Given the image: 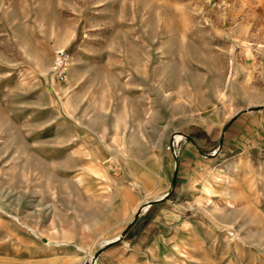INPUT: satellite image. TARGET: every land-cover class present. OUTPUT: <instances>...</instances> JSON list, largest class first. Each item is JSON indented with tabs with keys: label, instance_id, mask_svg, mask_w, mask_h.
Wrapping results in <instances>:
<instances>
[{
	"label": "rangeland",
	"instance_id": "374dc122",
	"mask_svg": "<svg viewBox=\"0 0 264 264\" xmlns=\"http://www.w3.org/2000/svg\"><path fill=\"white\" fill-rule=\"evenodd\" d=\"M0 264H264V0H0Z\"/></svg>",
	"mask_w": 264,
	"mask_h": 264
},
{
	"label": "built area",
	"instance_id": "2783aa9c",
	"mask_svg": "<svg viewBox=\"0 0 264 264\" xmlns=\"http://www.w3.org/2000/svg\"><path fill=\"white\" fill-rule=\"evenodd\" d=\"M70 65L69 54L62 49L55 51V58L50 70L51 77L58 83H65L68 77V70Z\"/></svg>",
	"mask_w": 264,
	"mask_h": 264
},
{
	"label": "bare ground",
	"instance_id": "6f19581e",
	"mask_svg": "<svg viewBox=\"0 0 264 264\" xmlns=\"http://www.w3.org/2000/svg\"><path fill=\"white\" fill-rule=\"evenodd\" d=\"M178 142V141H177ZM108 169H111V168H108ZM132 188H136V183L135 182H132L131 184ZM127 194L129 195V197L131 196L132 194V190H128L127 191ZM168 194H166L165 196H167ZM165 196L161 197V198H164ZM150 205V204H149ZM149 205L146 207V209L149 207ZM119 240V239H118Z\"/></svg>",
	"mask_w": 264,
	"mask_h": 264
},
{
	"label": "trees",
	"instance_id": "16d2710c",
	"mask_svg": "<svg viewBox=\"0 0 264 264\" xmlns=\"http://www.w3.org/2000/svg\"><path fill=\"white\" fill-rule=\"evenodd\" d=\"M172 196H173V194H171L169 197H172ZM157 204H154L153 206L150 207V209L148 210V213H147L148 215H150L154 211ZM131 231L132 230H129L128 235L130 234ZM127 238H128V236H127Z\"/></svg>",
	"mask_w": 264,
	"mask_h": 264
},
{
	"label": "water",
	"instance_id": "95a60500",
	"mask_svg": "<svg viewBox=\"0 0 264 264\" xmlns=\"http://www.w3.org/2000/svg\"><path fill=\"white\" fill-rule=\"evenodd\" d=\"M168 197V195L167 196H165L164 198H162V199H160V200H158V201H156V202H160V201H163L165 198H167ZM156 202H154V203H156ZM152 205V204H151Z\"/></svg>",
	"mask_w": 264,
	"mask_h": 264
},
{
	"label": "crops",
	"instance_id": "0c3cea01",
	"mask_svg": "<svg viewBox=\"0 0 264 264\" xmlns=\"http://www.w3.org/2000/svg\"><path fill=\"white\" fill-rule=\"evenodd\" d=\"M136 182V181H135ZM138 183V182H137ZM168 194V193H167ZM132 195V194H131Z\"/></svg>",
	"mask_w": 264,
	"mask_h": 264
}]
</instances>
